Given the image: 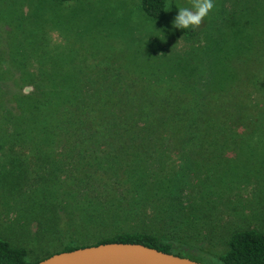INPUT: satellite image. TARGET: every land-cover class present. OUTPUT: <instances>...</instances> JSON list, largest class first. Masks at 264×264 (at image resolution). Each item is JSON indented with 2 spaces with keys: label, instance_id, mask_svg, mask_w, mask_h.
Listing matches in <instances>:
<instances>
[{
  "label": "rangeland",
  "instance_id": "rangeland-1",
  "mask_svg": "<svg viewBox=\"0 0 264 264\" xmlns=\"http://www.w3.org/2000/svg\"><path fill=\"white\" fill-rule=\"evenodd\" d=\"M189 4L190 0H166L164 15L153 18L144 12L141 0H0V234L12 245L24 247L31 236L18 216L23 205L18 191L25 190V183L16 187L18 180L7 165L16 145L9 136L21 129L15 116L29 109L22 106L21 96L26 86L32 89L26 94L33 95L40 70L61 75L69 71L81 81H93L89 83L136 84L161 74L181 81L184 73L189 74L187 67H192L195 73L188 78L202 105V120L209 122L217 140L187 148L193 154L190 182L210 193L217 214L228 220V226L263 225L264 44L257 41L248 50L237 29L241 22L264 15V0H215V8L193 30L194 36L172 26L178 8ZM201 63L209 76L202 67H195ZM212 72L216 76L205 90L204 82ZM212 115L222 118L223 130L215 126ZM57 141L62 166L60 201L68 216L70 209L77 217L84 209L104 212L107 220L91 226L101 237L154 233L160 226H169L109 217L113 210L121 213L130 207L124 178L90 185L81 149L70 141ZM71 156L80 164L70 166ZM35 200L31 194L24 206L31 208ZM36 228L37 222L29 226L30 231ZM164 228L163 236L169 230ZM170 241L174 253L192 252L189 243ZM211 241L205 244L204 260L218 264L227 245Z\"/></svg>",
  "mask_w": 264,
  "mask_h": 264
},
{
  "label": "trees",
  "instance_id": "trees-1",
  "mask_svg": "<svg viewBox=\"0 0 264 264\" xmlns=\"http://www.w3.org/2000/svg\"><path fill=\"white\" fill-rule=\"evenodd\" d=\"M141 4L153 18L162 17L166 10V0H141ZM253 20L241 22L237 29L248 50L257 41L264 44V15H255ZM185 32L194 36L192 29ZM204 66L201 63L195 67H202L208 75ZM187 68L189 74L184 73L181 81L161 74L136 84L89 83L93 81H81L79 75L71 76L69 71L62 75L39 71L33 95L25 92L21 96L22 106L29 109L15 116L16 127L21 129L9 136L16 145L7 161L18 180L16 187L25 183V190L18 191L23 204L18 216L25 220L21 226L28 228L31 238L24 247L14 246L0 234V263L35 264L57 252L108 242L141 243L174 253L170 240L189 243L190 251L196 252L176 254L201 261L205 244L218 239L227 245L219 254L218 264H264V223L255 228L228 226V220L217 214L210 193L190 182L193 154L187 148L216 141L217 136L207 126L209 122L202 120L203 108L188 78L195 72ZM215 76L212 72L206 79L205 90ZM217 117L212 115L213 122L223 130L224 121ZM60 139L81 149L79 156H83L90 185L124 178L130 207L121 213L113 210L109 217L169 226H160L154 233L123 232L101 237L91 231V226L107 220L104 212L84 209L77 217L70 209L68 216L60 201L62 166L56 151ZM70 158V166L80 164L73 161L74 156ZM31 194L37 200L26 208L24 202ZM32 222H37V228L30 231ZM163 228L169 229L164 236Z\"/></svg>",
  "mask_w": 264,
  "mask_h": 264
},
{
  "label": "water",
  "instance_id": "water-1",
  "mask_svg": "<svg viewBox=\"0 0 264 264\" xmlns=\"http://www.w3.org/2000/svg\"><path fill=\"white\" fill-rule=\"evenodd\" d=\"M5 264V263H0ZM35 264H207L141 243L108 242L57 252Z\"/></svg>",
  "mask_w": 264,
  "mask_h": 264
},
{
  "label": "clouds",
  "instance_id": "clouds-1",
  "mask_svg": "<svg viewBox=\"0 0 264 264\" xmlns=\"http://www.w3.org/2000/svg\"><path fill=\"white\" fill-rule=\"evenodd\" d=\"M214 8L215 0H190L188 6L178 8V14L175 16L172 26L176 29L195 30ZM31 90V86H26L24 92Z\"/></svg>",
  "mask_w": 264,
  "mask_h": 264
}]
</instances>
